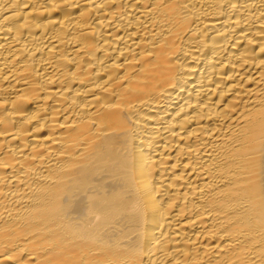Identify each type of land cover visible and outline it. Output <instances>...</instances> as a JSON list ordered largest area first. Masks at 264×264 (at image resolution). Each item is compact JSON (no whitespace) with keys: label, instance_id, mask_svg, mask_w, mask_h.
I'll list each match as a JSON object with an SVG mask.
<instances>
[{"label":"bare ground","instance_id":"1","mask_svg":"<svg viewBox=\"0 0 264 264\" xmlns=\"http://www.w3.org/2000/svg\"><path fill=\"white\" fill-rule=\"evenodd\" d=\"M0 264H264V0H0Z\"/></svg>","mask_w":264,"mask_h":264}]
</instances>
